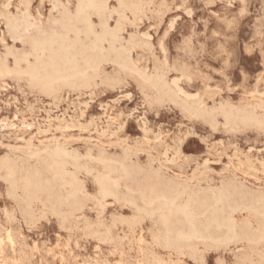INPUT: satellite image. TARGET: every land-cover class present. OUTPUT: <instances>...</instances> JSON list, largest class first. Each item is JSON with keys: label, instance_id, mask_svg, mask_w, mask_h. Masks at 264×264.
<instances>
[{"label": "rangeland", "instance_id": "1", "mask_svg": "<svg viewBox=\"0 0 264 264\" xmlns=\"http://www.w3.org/2000/svg\"><path fill=\"white\" fill-rule=\"evenodd\" d=\"M77 1L0 0V58L8 68L29 49L11 38L7 19L26 11L35 25L47 27L63 9L73 12ZM106 1L108 25H120L131 69L109 59L89 83L60 86L52 94L26 76L0 75V159L27 160L61 145L81 162L126 157L139 178L151 173L191 189L231 187L264 197V0H122L133 3L134 11ZM91 19L99 31L100 19ZM142 74L162 76L170 96L145 83ZM187 105L214 117L194 115ZM222 110L250 111L262 124L229 122ZM79 179L88 188L85 207L61 222L38 202L33 216H26L20 192L13 197L0 175V264H264V255L249 253L246 242L199 244L195 254L167 251L156 241L155 217L123 224L119 219L132 218V210L113 197L99 204L92 174L82 172ZM130 186L122 180L119 196ZM234 218L256 226L246 211Z\"/></svg>", "mask_w": 264, "mask_h": 264}, {"label": "bare ground", "instance_id": "2", "mask_svg": "<svg viewBox=\"0 0 264 264\" xmlns=\"http://www.w3.org/2000/svg\"><path fill=\"white\" fill-rule=\"evenodd\" d=\"M118 3L122 10L134 11L137 9L131 2L118 0ZM107 7L106 0H78L73 12L63 9L60 12V17L47 27L35 25L26 11L21 12L17 17H8L6 24L11 38L26 43L29 52L19 57L13 55L14 67L12 69L8 68L5 60L0 58V75L12 73L17 76H26L35 87L45 93L52 94L60 86L89 83L98 75L100 64L109 59L119 64L122 68L131 69L129 50L121 46V27L120 25L115 28L109 27L106 15L108 14ZM92 15H96L100 19L99 31H96L93 25ZM106 42L108 43V48L104 49L103 44ZM30 58H32V61H30ZM141 79L155 87L159 93L170 96L171 90L162 76L142 74ZM177 83L179 82L177 81ZM185 107L194 115L206 116L210 119L214 117L212 112L202 106L192 107L187 105ZM257 108L259 109V107ZM249 112L240 114L233 110H222V115L229 122L240 120L260 124L261 122L257 121L255 116ZM68 116L70 117V115ZM60 146L42 153L36 152L37 154L27 160L0 159V175L2 174L4 180L8 183L10 194L13 197L17 196V192H20L19 205L26 216H33V208L35 203L38 202L42 208H46L51 214L57 216L61 222L73 220L85 207L88 199V188L86 189L84 182L79 179V174L85 172L92 174L94 178L97 189L95 199L99 200V204L102 205V201L105 198L113 197L116 200H121L125 206L132 210L133 217L130 219L120 218L121 223L131 226L145 217H155L159 227L156 241L166 250L168 249L178 254L183 252L195 254L199 244L217 247L219 244L230 242H246L249 245V253L264 255V197H255L245 191L231 189V187L204 191L200 190V188L191 189L188 186L179 185L151 173L139 178L137 169L127 163L126 157L121 160H113L106 158L107 155L106 157L101 156L98 159L96 158V160L94 159L96 162L90 157L87 161L81 162L79 157L71 154V151L69 153ZM116 154L118 155V153ZM122 180L130 181L131 186L128 190L125 189L127 192L124 195L119 196L118 187ZM244 181L246 182L247 180ZM237 211H246L252 218H255L257 221L256 226L252 225L251 220L242 221L241 224H238L234 218V214ZM163 264L165 263L163 262Z\"/></svg>", "mask_w": 264, "mask_h": 264}]
</instances>
